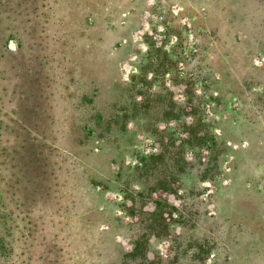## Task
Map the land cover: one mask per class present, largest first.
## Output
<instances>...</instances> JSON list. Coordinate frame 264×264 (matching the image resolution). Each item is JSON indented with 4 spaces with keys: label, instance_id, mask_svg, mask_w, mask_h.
Wrapping results in <instances>:
<instances>
[{
    "label": "rangeland",
    "instance_id": "rangeland-1",
    "mask_svg": "<svg viewBox=\"0 0 264 264\" xmlns=\"http://www.w3.org/2000/svg\"><path fill=\"white\" fill-rule=\"evenodd\" d=\"M0 264H264V0H0Z\"/></svg>",
    "mask_w": 264,
    "mask_h": 264
},
{
    "label": "trees",
    "instance_id": "trees-1",
    "mask_svg": "<svg viewBox=\"0 0 264 264\" xmlns=\"http://www.w3.org/2000/svg\"><path fill=\"white\" fill-rule=\"evenodd\" d=\"M195 111V110H192ZM172 115H174V112H171ZM181 141L184 142V144L187 146V144H191L192 141H195L196 144L199 146L206 145L207 142L210 141V139H207L205 135H199L198 133H193L191 131H187L180 137ZM210 143V142H209ZM208 143V144H209ZM207 144V145H208ZM169 151L163 150L160 151L158 154L152 156H147V157H142L139 160L138 166H136V169H139L140 172H146L149 170L148 163L151 162L152 160H158V165H159V170H160V180L158 181V185L162 182L163 179L169 178L171 180L172 177H170V174H176L180 171H182V167L185 163L184 159L180 157V154H175V156H170ZM185 168L188 169V165L185 164ZM162 170V171H161ZM207 170H205L206 172ZM141 185V184H140ZM138 186L140 190H143V186ZM154 187H151L149 189H146L149 191ZM153 229H155V226H152ZM143 250V244L139 241L133 242L132 245V252L135 253L137 251L142 252Z\"/></svg>",
    "mask_w": 264,
    "mask_h": 264
}]
</instances>
